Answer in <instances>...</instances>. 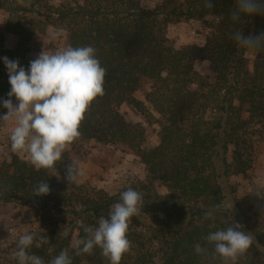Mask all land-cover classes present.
<instances>
[{
    "label": "trees",
    "instance_id": "trees-1",
    "mask_svg": "<svg viewBox=\"0 0 264 264\" xmlns=\"http://www.w3.org/2000/svg\"><path fill=\"white\" fill-rule=\"evenodd\" d=\"M51 1L0 2V10L9 15L8 32L21 40L18 49L0 52V115L7 112L2 101L11 89L3 58L30 67L21 60L22 42H30L33 35L23 25L27 15L56 20L68 31V47H93L106 70L103 95L89 107L70 145L96 140L132 153L145 165L149 182L109 195L69 184L68 153L54 169L40 171L12 156L0 166V206L16 202L35 211L39 228L28 232L35 235L29 253L48 264L68 249L72 264H109L98 247L91 255H76L77 243L87 235L84 227H97L120 202L121 193L132 188L143 199L129 220L130 248L120 264H224L206 237L235 223L251 236V244L228 264H264V235L243 214L232 182L251 168L255 144L264 137V49L252 50L256 58L251 64L246 56L251 50L232 37L237 30L245 35L264 31V16L234 22V0H213L211 8L204 0H163L153 10L143 9L140 0H82L57 8ZM182 20L204 22L208 33L203 46H173L168 25ZM199 62L208 64L209 75L196 70ZM145 81L151 87L144 102L136 93ZM124 104L158 125L157 146L145 147L146 131L124 119ZM56 174L65 181H58ZM41 181H47L50 191L36 197L34 188ZM154 182L166 193L160 194ZM209 211L213 219H205ZM18 240L12 245L14 253ZM196 244L206 252L197 254ZM9 264H17L16 258Z\"/></svg>",
    "mask_w": 264,
    "mask_h": 264
},
{
    "label": "clouds",
    "instance_id": "clouds-1",
    "mask_svg": "<svg viewBox=\"0 0 264 264\" xmlns=\"http://www.w3.org/2000/svg\"><path fill=\"white\" fill-rule=\"evenodd\" d=\"M204 6L214 7L213 0H204ZM254 16H264V0H234L230 12L234 22L245 23L247 18ZM232 38L245 49H264V31L245 35L237 30ZM3 61L11 89L8 99L2 101L7 112L0 115V130L14 123L9 136L11 150L27 155L36 171L52 170L79 136V127L91 104L103 95L106 70L91 46L67 47L55 53L45 49L30 61L27 70L18 60L4 57ZM82 174L73 163L65 167V179L69 184ZM49 191L47 181L39 182L34 188L36 197L47 195ZM142 199L132 188L122 192L120 202L112 205L108 218L101 217L95 228L84 227L87 235L78 241L76 255H91L98 247L109 264H120L130 248L129 220L140 211ZM213 218L212 211L205 214V219ZM240 229L242 226L235 223L226 230L210 232L206 237L224 264L235 261L251 244V236ZM34 238L33 233L19 237L14 253L17 264H45L40 256L29 253ZM195 251L202 254L206 249L196 244ZM48 264H72L68 249L62 250Z\"/></svg>",
    "mask_w": 264,
    "mask_h": 264
},
{
    "label": "rangeland",
    "instance_id": "rangeland-1",
    "mask_svg": "<svg viewBox=\"0 0 264 264\" xmlns=\"http://www.w3.org/2000/svg\"><path fill=\"white\" fill-rule=\"evenodd\" d=\"M172 1L179 2L180 0ZM162 2L163 0H140V5L143 9L153 10ZM49 3L56 8L60 5L69 7L81 4L82 0H52ZM208 21L212 22V19ZM8 22L9 15L0 10V52L18 49L21 41L19 36L8 32ZM23 25L33 34L30 42H22L21 60L29 65L30 61L36 59L45 49L55 53L68 47V31L56 20H47L30 14L27 15ZM207 33V27L200 20L175 21L168 25L167 30L168 38L177 49L188 45L203 46ZM246 56L252 64L256 58V52L251 50ZM195 68L203 76L210 73L207 63L199 62ZM150 87L151 82L145 81L136 93V97L145 102V95ZM147 106L149 107L148 104ZM120 113L128 123L139 124L145 129L146 148L158 145L159 127L157 124L150 125L144 116L127 104L120 107ZM13 126L14 123H9L3 130H0V166L4 162H10L14 155L30 162L27 155H20L11 150L9 136ZM64 153L69 154L71 162L83 173L74 182L79 186L93 187L113 195L124 187L149 182L147 169L140 158L132 153L123 152L115 146L96 140L80 141L69 145ZM56 177L60 182L65 181L60 174H56ZM232 182L236 187L243 214L264 235V137L258 139L255 144L251 168L244 175L234 176ZM153 184L160 194L166 193L165 187L159 182ZM38 228L39 220L31 208L16 202L1 204L0 264L11 263L15 257L12 245L21 235Z\"/></svg>",
    "mask_w": 264,
    "mask_h": 264
}]
</instances>
